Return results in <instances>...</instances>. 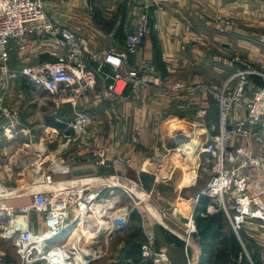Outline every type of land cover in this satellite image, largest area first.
<instances>
[{
  "label": "built area",
  "instance_id": "obj_1",
  "mask_svg": "<svg viewBox=\"0 0 264 264\" xmlns=\"http://www.w3.org/2000/svg\"><path fill=\"white\" fill-rule=\"evenodd\" d=\"M148 20L147 15L141 17L137 28L126 34L122 49L93 51L88 48L83 36L55 23L44 10L42 0H0V86H8L18 75H22L35 87L47 91L56 109L68 104L73 109V115L64 123L63 130L50 127L38 141L32 140L27 133L28 141L18 147L5 163L10 172L13 168L30 164L34 166L36 176L40 174L38 177H42L41 181L45 183L44 189L29 192L32 203L24 206L27 213L26 217L22 216L25 226L16 224L20 219H12L16 228L8 236L4 234L10 222L7 227L3 226L4 232L1 235L14 241L18 254L16 264H63L64 259L69 260L71 264L82 261L81 252L86 249L68 246L69 235L59 244L49 247L48 242L71 225L82 227L83 219L97 201L103 200L105 191L113 193L115 188L122 185L101 181L87 182L99 177L114 178L105 175L57 183L52 174L56 169L52 157L59 156L57 160L61 166L64 164L63 154L71 149L79 151L80 157L84 156V153L98 155L90 138V131L97 122V114L78 105V100L84 92L95 89L98 83H101L105 96L122 97L128 90L129 95L141 100L142 87L158 84L153 81L157 69L152 61L144 59L139 64L131 61L132 55L144 44ZM153 28L157 30L158 25L154 23ZM24 38L31 42L51 40L58 47V51L49 53V60L13 69L10 66L13 43ZM28 46L29 43H24L19 45V48L22 50ZM252 76L261 77L263 84L256 86L251 80ZM186 90L194 94H209L219 110L218 134L205 138L197 136L199 140L187 136L185 132L176 135L189 138H182L187 141L182 142L180 146L197 141L196 145L193 144L196 161L192 168L196 173L195 182L203 180L204 183L198 197H207L209 205L206 212L221 213L234 233L243 241L240 235L242 230L247 226L264 223V75L256 70L239 68L222 84L208 86L176 82L168 86V91L174 97ZM207 114L206 107L200 108L198 123L202 124ZM0 115L6 119L1 126L6 140L11 142L18 134L16 126L19 121L16 112L5 105L3 94H0ZM235 137H238L237 141ZM242 140L247 144H239ZM12 143L5 149L10 148ZM251 143L257 148L255 153L250 150ZM52 144L57 145L56 151L52 152ZM180 146L174 148L163 145L162 148L154 150L156 168L159 169L174 151L181 152L185 157ZM17 155L21 156L17 158ZM116 162L123 166L127 160L119 158ZM97 163L103 165L105 161L100 157ZM0 184H3L1 174ZM134 186L135 183L126 188L132 199ZM136 186L142 189L143 194L146 193L143 186ZM196 201L188 216H185L184 222L178 223L180 211L177 209L171 214L177 217L173 225L185 229V234L188 231L190 236L197 232ZM32 209L41 213L44 227L42 231H34ZM167 214L166 211L161 214V224L165 228L170 227L165 220L169 219ZM172 219L170 217L171 222ZM185 242L187 244V241ZM140 252L144 264H175L165 251L154 248L151 238L141 246ZM2 256L0 255V261Z\"/></svg>",
  "mask_w": 264,
  "mask_h": 264
},
{
  "label": "crops",
  "instance_id": "obj_2",
  "mask_svg": "<svg viewBox=\"0 0 264 264\" xmlns=\"http://www.w3.org/2000/svg\"><path fill=\"white\" fill-rule=\"evenodd\" d=\"M53 5L58 9L49 7ZM44 8L57 24L83 36L90 50L102 52L122 49L126 34L137 28L143 15H148L144 44L132 55L131 61L139 64L148 59L157 69L153 81L158 84L142 87L141 100L129 95L127 90L122 97L111 95L108 104L102 98L104 88L101 83L82 94L78 100L79 107L97 114L95 126L98 125V128L92 127L90 138L93 139L95 151L105 163H97L100 158L97 154L91 156L84 153L80 157L79 151L71 149L63 154L64 164L56 166L52 173L57 183L97 175L113 176L129 183L138 179V173L141 179L152 176V190L158 193L161 182H176L174 176L179 174V170L175 175L171 172L168 177L162 176L165 166H173L170 157L157 169L152 156L153 150L160 149L158 145L169 141L164 137L166 126L171 121H176L181 129L172 134L199 133L200 137L205 138L216 134L219 118L212 97L187 90L174 97L168 91L169 84L183 82L193 85L204 83V80L222 84L231 77L233 68L227 55L231 51L226 48L227 45H223L224 41H231L232 48L242 52L244 48L254 49L257 44H264L261 32L247 31L250 29L248 26L253 27L252 30H261L262 25L258 23L264 20V0H44ZM230 15L238 21V26L225 27L224 21ZM248 22L251 24L248 25ZM154 23L158 25L157 30L153 28ZM234 41L237 42L236 45ZM215 42H220L219 46L224 47L226 52ZM24 43H29V46L20 50L19 45ZM53 51H58V47L51 40L31 42L24 38L15 41L10 66L19 69L28 64L49 60V53ZM0 94L4 95L5 105L16 112L19 121L16 130L20 142L28 139L27 133L32 140L38 141L48 128L60 127L56 123L58 118L55 117V106L49 93L32 85L25 76L18 75L8 86H0ZM202 107H207L208 114L200 124L196 122V115ZM71 109L68 104L61 112L72 111ZM67 121L63 120L64 123ZM167 121L169 123L166 125ZM2 129L0 123V131ZM11 142V147L19 145H14V140ZM181 155V165L188 168L187 178L181 180L184 184L190 178H195L196 173ZM119 158L126 159L127 163L119 165L116 162ZM33 172L29 177L30 182H33V178L36 179ZM203 185V180L184 187L176 185L175 192L193 203ZM116 197H119L118 193ZM143 217V233L152 236L156 246L165 251L175 264H255L253 257L259 264H264V223L245 228L243 241H239L242 250L232 256L229 246H220L218 239L213 242L210 240V243L208 239V245L205 246L199 233L187 245L177 235L176 237L166 232L159 221L149 219L147 215ZM180 220L182 221V217ZM43 228L39 223L38 229L34 226V231L39 232ZM222 230L227 238L234 234L227 224ZM220 251L226 253L223 258L219 256Z\"/></svg>",
  "mask_w": 264,
  "mask_h": 264
},
{
  "label": "rangeland",
  "instance_id": "obj_3",
  "mask_svg": "<svg viewBox=\"0 0 264 264\" xmlns=\"http://www.w3.org/2000/svg\"><path fill=\"white\" fill-rule=\"evenodd\" d=\"M42 1H43V7H44V0H42ZM52 4H55V3H52ZM49 7H51L54 10L58 9V7H56L54 5L49 6ZM44 10H45V8H44ZM262 12L264 14V8H263ZM46 13L48 14V12H46ZM232 16L233 15L228 16V18L224 21L225 27L226 26L234 27V26L239 25L238 21L234 20V18ZM250 24H251V22H248V25H250ZM258 25H262L261 30L259 28L252 30L253 27L248 26V28L250 27V29H247V31L249 33L259 31V32H261V34L264 35V20L259 22ZM215 43L217 46L220 45L219 44L220 42L219 43L215 42ZM233 43H234V45L237 44V42H235V41ZM231 44H232L231 41H228V42L224 41L223 42V45L224 46L227 45L226 48H230V51H231L230 53H227L228 57L230 58V61H232V67L233 68L231 71V76L239 68H244L245 70H256V71L261 72L264 75V44L259 45L256 43L257 45H256V47H254V49L244 48V49H242L243 52L240 50L239 51L234 50L232 48ZM219 47L223 52H226V49L224 47H221V46H219ZM233 65H235V66H233ZM257 77H259V76H257ZM259 78L261 79V77H259ZM261 81H262L261 84H258V85L255 84V85L261 86L263 84V80L261 79ZM199 84H204V85H208V86L209 85H215L214 83H209V81H206V80H204V83H199ZM248 93H250V92L248 91ZM207 96L211 97V96H209V94ZM110 97L111 96H105L104 94L102 96L104 102H107L108 104L110 102ZM13 99H15V97ZM137 101H139V100H137ZM53 103H54V101H53ZM54 106H56L55 103H54ZM64 106H62L58 109H56V107H55V109H54L55 117L58 118V119H56L57 120L56 123L60 124L59 125L60 127H58V128L62 129V130L65 127L63 120L67 121L69 118L71 119V117L73 115V109H71L72 111H68V112L62 111L61 112V110H62V108H64ZM104 106H106V105L104 104ZM216 107H217V105H216ZM217 109H218V107H217ZM56 110H57V112H56ZM198 113H199V111H198ZM198 113H197V115H198ZM197 115H196V119H197L196 122H198V120H200L197 118ZM63 117H66V119ZM205 118H203V119L205 120ZM217 118H219V110H218ZM5 120L6 119L4 118V116L0 115L1 125H2V122ZM172 122L176 123V121H171L170 124L167 125V123H169V121L166 122V125H167L166 126V134H164V137H166V139H169V141L166 140L165 143H161L160 145H158L159 148H162L163 145L176 148V147H179L182 144V142H186L189 139L186 136L181 137V136H176L178 134H172V131H170L171 130L170 125ZM95 125L96 124H94L93 129L98 128V125L97 126H95ZM61 126H63V127L61 128ZM178 127L179 128H177V130L181 129V125H178ZM219 129L220 128H219V123H218L216 134L219 133V131H220ZM93 131L95 132V130H93ZM2 132H3V129L0 131V158H1L0 159L1 160L0 161L1 162L0 174H1V181L4 182L6 187L18 188V189H21V191H20V195L9 196L7 198H4V202H5V206L3 207V209H4L3 215L4 216L2 215L0 217V255H3L1 258V261H0V264H13V263L16 264L18 262V254H17L16 247L14 245V241H13V239H6L1 235L4 232L3 226L7 227L9 225L11 215L13 213H16L15 210H19L22 207L30 205L32 203V196L29 195V192L31 190L32 191H38V190L44 189L45 183H43L42 181L37 182V179H35V178L32 179L33 182L29 181V177L31 176L32 171L35 172L34 166H32L30 164H26L25 166L22 165L21 167L15 168V169L13 168L12 172L8 171L9 167H5V163L7 162L8 158L15 153V151L18 147H20L22 144L26 143L28 141V139H26L25 142L21 141L22 142L21 143L19 141V136L17 134V136H15L16 138H14V141H15L14 145H16V143L19 145L18 146H12L6 150L5 148L8 147L9 143H11V142L6 140V137H5L4 133H2ZM185 134L189 137L190 136L195 137L194 139L199 140V138L197 137V136H200L199 133H195V134L185 133ZM172 136H174L175 138H173ZM179 137H180V139H179ZM182 138L187 139V140H182ZM237 138L238 137H235L236 141H237ZM91 141H93V139H91ZM236 141H234V143H236ZM263 142H264V138H263ZM242 143L247 144L243 140H242V142L240 141L239 144H242ZM52 145H53V147L51 148L52 152L56 151L57 145L56 144H52ZM254 149H255V146L253 143H251L250 144V150L252 152L254 151V153H255L257 151V148L255 150ZM250 150H249V152L252 153ZM153 152H154V150L152 151V156L154 154ZM58 157L52 158L55 163L58 162V160H57ZM169 157L173 161V166H170V168H167L165 166L164 169L162 170V176L168 177L171 172H174L172 175H175L177 173V171L179 170V172H178L179 174H176L174 176V177H176V182H173V180H171V182H161L159 184V186H160V188L158 189L159 192L155 193L152 190V185L154 184V182L152 180V176L146 177V179H141V178H139V175L137 173L138 179L131 181L129 183L121 181L122 186H119L120 188H115L114 189L115 191L113 193H109L108 191H105V194L103 196V200L97 201L94 204V205H105V206L107 205V208H106V210H104L105 212L102 211L103 215L99 218L102 220L101 224H104L105 226H101V225H98L96 223L98 225V226L96 225V231H98L97 236L95 239L90 240L89 243L87 242L86 248H88L90 250V252L92 251L91 252V260H90L89 264H144V262L141 261V259H139V257L141 256L140 249H141V246L148 241V238H151L153 240L154 248L156 250H160L156 246L155 239L152 236L151 237L146 236L143 233L142 219L144 218L143 216H145V215H147V217L149 219L151 218L152 220H156V221H159L160 223H162L163 221L161 220V214H163V212L166 211L168 213L167 216H169V219H165V220L170 225V227H168V228L164 227L166 232H168L174 236L177 235L181 239L186 240L185 229L178 228L175 225H173L174 221L177 220V217L174 215H171L172 211L175 209L180 211V214L178 215V217H182V222H184L185 216H188V212L192 208L193 203L197 200L196 201V207H197V206H199L201 201L199 200L200 197H197L195 199V201H193V203H192V201H186L182 196H178L177 192H175L176 185L178 187H184L185 185H189V184L196 183V182H195V179L193 181L191 178V180H189L188 184H182L181 183V180L183 178H187V173H188V171H187L188 168H184L183 165H181V163H180V161L183 160L181 152L178 153V152L174 151V153ZM166 169H167V171H166ZM60 171H61V169H60ZM26 177H28V180L26 179ZM75 179H80V177L75 178ZM133 183H135V186H134L135 188H132V191H133L132 197H133L134 201L129 196L128 192L126 191V188H129L131 185H133ZM136 184L137 185L140 184L141 186H143V188H144L143 191H145L146 192L145 195L148 196L147 200H143L139 197L138 193H141L142 189L137 187ZM121 187H124V188H121ZM3 188L4 187L0 186V192H3V191H1V189H3ZM197 188H199V187H197ZM191 190H195V189H191ZM117 193L119 194V197H116ZM1 200L3 201V199H0V201ZM208 205H209V201H207V203H206V209H207ZM196 207H195V213H196ZM31 211L33 214L32 224H34L35 228L38 229L39 223L41 224V226H43V218L41 216V213L38 210L32 209ZM170 217L173 218L172 222L170 221ZM121 220H124V221L120 222ZM180 222H181V220L179 219L178 223H180ZM106 225H109L110 227H108ZM71 226H69V229H66L62 234H60L56 238H53L52 240H50L48 242V246L50 247V246H53L55 244H59V243L63 242L67 238L71 229L75 225H71ZM196 228H197V232H195L191 235V240L193 239L192 237L194 235H198L200 233V229L197 227V225H196ZM243 231L244 230H242L240 233L242 238L244 236ZM183 234H184V236H182ZM238 240L240 241L239 238H238ZM252 260L254 261V259H252Z\"/></svg>",
  "mask_w": 264,
  "mask_h": 264
},
{
  "label": "bare ground",
  "instance_id": "obj_4",
  "mask_svg": "<svg viewBox=\"0 0 264 264\" xmlns=\"http://www.w3.org/2000/svg\"><path fill=\"white\" fill-rule=\"evenodd\" d=\"M170 126H171L170 131H172V133L174 131H176L178 128L177 123H174V122H172ZM224 130H225V128H224ZM228 139H230V136H228ZM193 144L196 145L197 141L194 140L192 143H186L185 145L180 146V150L182 152H184V154L186 155L184 157L185 160L192 166L195 164V161H196V154H195V150H194L195 148L193 147ZM19 156H21V155H17V158H19ZM52 158H54V157H52ZM54 165L56 167L59 165V163L57 162ZM38 175H40V174H37V176H36V173H35V177L37 179V182L41 181V179H42V177H40V176L38 177ZM195 178H192V180L194 181ZM189 180H191V178ZM98 181L106 182V183L111 184V185H122V182L120 180H117L116 178H110V177L107 179L104 177H101V178L99 177L97 180L91 179L87 182L88 183H96ZM188 182L189 181H185L183 183L188 184ZM2 183L3 184H0V186H2L4 188L1 189V191H3V192H0V199H3V201L2 200L0 201V217L4 214V211H3L4 210L3 207L5 206L4 198H7L9 196L20 195V191H21V189H18V188H11V187L7 188L4 185V182H2ZM138 195L141 199L147 200V196L145 194H143L142 192L138 193ZM92 208L93 209L91 210V212L88 215H86V217L83 219L84 222L82 221V227L78 228L77 226H74L69 233L70 239L68 241V246L72 245V246H75V248L77 247V248H83L84 250L86 249V251L81 252V254L83 255L82 261L77 263V264H89L90 263L92 251L90 252V250L88 248H86L87 242L89 243L90 240H93L96 238L97 233H98V231H96V225L97 224L101 225V226H105L104 224H101L102 220L99 218L103 215L102 211L106 210L107 205L106 206L105 205H94V206H92ZM25 209H26V207H22L19 210H15L16 213H13L11 215L10 226L7 228V232L4 234L5 236H8V234H10L16 228L15 227L16 225L13 223L12 219L24 220V218L22 216L26 217V215H27V213H25L26 211H24ZM123 221L124 220H121L120 222H123ZM106 226L110 227L109 225H106ZM182 236H184V234ZM185 238H186L185 241H187V245L192 243L191 242V236L188 234V231H187V234H185ZM56 263H58V262H56ZM62 263L63 264H71V262L69 260L67 261V259H64L62 261ZM72 264H74V263H72Z\"/></svg>",
  "mask_w": 264,
  "mask_h": 264
},
{
  "label": "trees",
  "instance_id": "obj_5",
  "mask_svg": "<svg viewBox=\"0 0 264 264\" xmlns=\"http://www.w3.org/2000/svg\"><path fill=\"white\" fill-rule=\"evenodd\" d=\"M251 80L257 85L262 83L261 79L257 76H252ZM199 200L201 202L199 206L196 207L195 221L197 227L200 229V235L204 243L206 244L205 246L208 245L206 243L208 239H209L208 242L210 240H212L213 242L216 239H218V243L220 244V246L223 247L224 245L226 246L228 245L230 248L229 253H231L232 256H236L238 252L242 250V246L237 236L234 235L235 233L234 234L232 233L228 238L223 233L222 229H224V226L226 224L229 225L228 221L221 213L209 214L206 212V203L208 201L207 197L201 196ZM211 245L212 243L210 244V246ZM225 254H226L225 252L220 251V255H219L220 258H223ZM139 259L141 258L139 257ZM253 259L255 264H259L255 257H253Z\"/></svg>",
  "mask_w": 264,
  "mask_h": 264
},
{
  "label": "water",
  "instance_id": "obj_6",
  "mask_svg": "<svg viewBox=\"0 0 264 264\" xmlns=\"http://www.w3.org/2000/svg\"><path fill=\"white\" fill-rule=\"evenodd\" d=\"M16 224H17V225L20 224L22 227H24V226H25V221H23V220H18Z\"/></svg>",
  "mask_w": 264,
  "mask_h": 264
}]
</instances>
